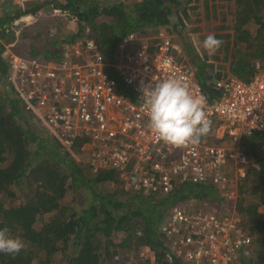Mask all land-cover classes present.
Returning a JSON list of instances; mask_svg holds the SVG:
<instances>
[{"label":"trees","instance_id":"obj_1","mask_svg":"<svg viewBox=\"0 0 264 264\" xmlns=\"http://www.w3.org/2000/svg\"><path fill=\"white\" fill-rule=\"evenodd\" d=\"M211 1L46 0L19 8L12 6L10 0H0V84L8 72L5 47L24 54L25 48L19 44L30 38L23 25L26 22H19L14 27L12 21L26 13L34 14L47 4L51 13L57 9L62 17L75 20L79 25L77 33L69 35L62 44L75 41L82 27L88 26L89 36L112 61L121 35L131 31L140 34L149 30L157 32L169 26L181 35L192 19L195 7ZM219 1L211 3L212 11L216 6H225L222 0ZM232 1L229 11H221L224 16L234 17V22L230 23L232 33L223 30L214 35L222 41L224 59L210 60L207 53L192 59L200 74L202 91L209 101L219 96L216 80L230 74L249 80L255 71L254 62L264 60V0ZM195 20L200 21L199 18ZM251 23L256 25L253 31L245 27ZM216 27L222 30L225 26L221 23ZM28 46L30 56L44 59L61 56V49L51 52L45 40L38 51L30 42ZM106 70L123 94L131 93L112 67ZM23 108V100L10 96L0 87V229L7 227L10 236L24 243L17 255L0 253V264H104L114 257L120 259L119 254H137L143 247L152 252L153 259L137 264H186L175 256L170 261L167 259L168 249L159 227L175 205L203 198L211 202L223 200L214 187L179 183L166 196L156 197L133 186L127 187L114 171L92 173L89 165L82 167L73 156L83 144L82 139L78 138L71 147H66L61 138L48 129L50 137L41 135L36 127L29 125L30 117ZM260 131L241 140L250 163L245 176L238 180L236 208L248 224V234L253 239L243 264H264V158L254 152L257 138L264 134ZM114 179L119 189H101V183ZM23 180L29 192L15 204L18 196L12 188ZM248 194L257 200L249 202ZM118 234H121L120 239H117Z\"/></svg>","mask_w":264,"mask_h":264},{"label":"built area","instance_id":"obj_2","mask_svg":"<svg viewBox=\"0 0 264 264\" xmlns=\"http://www.w3.org/2000/svg\"><path fill=\"white\" fill-rule=\"evenodd\" d=\"M43 1L10 3L23 8ZM89 30L82 27L75 41L64 43L59 59L5 47V81L23 100V109L41 114L49 132L66 147L82 139V145L90 148L92 173L114 171L129 187L153 196L163 197L179 183H192L210 185L232 199L250 163L241 140L264 127V60L254 62L249 80L232 75L216 80L219 96L209 101L193 67L174 58L173 52L179 50L165 28L121 35L112 61ZM107 67L113 68L130 94L119 90ZM169 78L180 79L194 95L204 96V110L218 143L210 134L181 148L154 139L140 89ZM159 228L167 259L175 256L186 264H243L253 241L237 214H217L188 202L172 207Z\"/></svg>","mask_w":264,"mask_h":264},{"label":"rangeland","instance_id":"obj_3","mask_svg":"<svg viewBox=\"0 0 264 264\" xmlns=\"http://www.w3.org/2000/svg\"><path fill=\"white\" fill-rule=\"evenodd\" d=\"M105 1V0H103ZM128 1H132V0H128ZM218 2H221L219 0H212L211 3L216 4ZM233 1L232 0H222V3L225 4V6L223 7H215L216 9H211V3L209 2V4L204 5L203 2L201 6H196L195 11L193 12V17L191 19V21L188 23V25L186 26V28L183 30L182 34L179 35L177 34V32L175 30H173L171 28V26L166 27L165 29L168 31V33L173 37V41L174 43L177 45L178 47V51L173 52V56L174 58L179 61V62H185L187 64H189L190 66L193 67L194 69V74L199 82V76L200 74L197 73L195 67L192 64V59L195 58V56H203L206 53L209 55L208 58L210 60L213 61H217L216 58L219 59H224V49H222V46H220V50L218 52V50L214 53V54H209L204 48H203V41L204 39L212 34H218V33H222L223 30H227L229 33H232V28L230 23L234 22V17H232L231 15H226L224 16L223 12L221 13V11H224L225 13L227 11H229L231 9V3ZM217 13V14H215ZM264 15V11L262 12ZM215 14V17L213 16ZM51 16V15H50ZM195 18H199L200 21H196ZM37 20V19H36ZM224 20V21H222ZM45 21V20H44ZM175 20L173 19V22ZM13 22V21H12ZM34 22L35 20L31 21V22H26L23 25L26 27H33L34 26ZM52 23V22H51ZM223 23V25L225 26L224 29L222 30H217L218 28L216 27L217 25ZM22 25V26H23ZM40 26H38V31L37 29H27V34H29L30 38L23 40L20 42L19 46L21 48H25V53L24 55H28L27 51L29 49V42L30 44L38 51L40 49V44H43V41L45 40V43L47 45V47H49L51 52H58L59 49H62L60 52L63 51L64 46H62V37L64 35H66V32L61 31L60 34L58 35L57 33L55 34V32H53L54 30H51V27L49 28L47 25L48 24H40ZM15 27V25H13ZM37 26V24H35L34 28ZM20 27V25H19ZM223 26H220V28H222ZM245 27H248L250 31H253L256 28V25H254L253 23L250 24V26H248V24H246ZM45 28L50 29L49 31L47 30V32H45ZM32 32H37L39 33V35H35L33 39H31V36H33L34 34H32ZM54 35V36H53ZM56 35V36H55ZM71 35V34H70ZM58 36V38H57ZM46 38V39H45ZM223 40H225V38H223ZM61 44V46L59 45ZM241 47H245L244 44H241ZM232 48H230V52ZM196 56V57H197ZM42 58L41 56H37V58ZM215 57V58H214ZM226 61V60H225ZM199 74V75H198ZM228 74V73H227ZM231 75V74H230ZM1 89L5 90L6 92H8V94L10 96L13 97H17L16 92L13 90L11 91L8 83H6V81L4 80L3 83L0 84ZM24 113L26 115H28L30 117L29 119V125L31 127H36L37 131L41 134V135H46L47 137H50V135L47 133V125L44 123V117H42L41 114H39L38 112H28L24 110ZM36 116L39 119H34L33 117ZM30 120H34L35 123H32ZM210 131V136L212 138H214V140H217L218 138L216 137L217 131L216 130H209ZM261 133H264V127L261 129L260 131ZM218 141V140H217ZM221 142L222 139H220ZM258 141V145H255L256 148L254 150L255 153H259L261 155V157L264 158V134H262L260 137L257 138ZM249 144V143H248ZM71 147V146H70ZM243 149V148H242ZM74 159L77 163H79V165H81L82 167H86L88 166L89 163V157H90V148L88 145H81L79 147V150L74 151ZM95 175V174H94ZM121 181H123V183L129 187V184L126 183L124 180L121 179ZM238 184V182H237ZM101 189H104L105 191H111V190H115V189H119L118 186V182L116 179L114 180H109V181H105L103 183L100 184ZM15 192L16 195L18 197H16L17 199L14 201L15 204L19 203V198L22 197L23 194L28 193L29 189L28 186L26 185L25 180H23V182L18 185V186H14L12 188ZM219 193V192H218ZM220 195V193H219ZM156 197H160V196H156ZM236 197H237V189L234 192V197L232 199H223V200H214V202H211L209 199H197V200H192V201H188L189 206H197V208H206L209 209L210 211H213L217 214H227V213H235L237 214V216L240 218V223L244 229V231L247 233H249V230L247 228V223L246 221L240 216L238 215L239 213L237 212V208H236ZM247 200L249 202L251 201H256V197L248 194L247 195ZM12 202V200L10 202H8V205H10V203ZM80 201H77V203L79 204ZM248 202V203H249ZM186 203V202H185ZM188 205V204H187ZM258 211L262 212V208L258 207L257 208ZM120 235H117V239H120ZM119 254V253H118ZM120 257V259H117V257L111 258L109 260H107L104 264H137L140 261L141 262H146L147 259L152 261L153 259V255L152 252L148 249V248H141L140 251L137 254H128L126 256L125 255H118ZM126 256V257H125ZM146 259V260H145ZM151 263V262H150Z\"/></svg>","mask_w":264,"mask_h":264},{"label":"clouds","instance_id":"obj_4","mask_svg":"<svg viewBox=\"0 0 264 264\" xmlns=\"http://www.w3.org/2000/svg\"><path fill=\"white\" fill-rule=\"evenodd\" d=\"M221 44V40L210 34L204 39L203 48L211 55ZM140 91L148 116L147 126L155 140L181 148L199 143L209 132L211 121L204 110V96L194 95L180 79L150 82L142 85ZM23 248V241L10 236L7 227L0 229V253L17 255Z\"/></svg>","mask_w":264,"mask_h":264},{"label":"crops","instance_id":"obj_5","mask_svg":"<svg viewBox=\"0 0 264 264\" xmlns=\"http://www.w3.org/2000/svg\"><path fill=\"white\" fill-rule=\"evenodd\" d=\"M61 1H63V0H61ZM49 7H50L49 4L45 5L42 8V10H38V11H36V13H34L36 15L35 18L30 19L29 21H26V22H31V21L35 20L34 26H35V24H37V26L35 28H34V26L33 27H25V28L26 29H37V32H39L38 31V28H39L38 26H40L39 23L40 24H44V26H45V24H48L47 26L49 28L51 27V30L53 29L54 30L53 32H55V34L57 33L59 35L61 31H64V32L67 31L66 32V35H64L62 37V39H60L62 41H64L65 38L69 37L70 34H74L76 31H78L79 25H78L77 21H75V20H68L67 18L62 17L58 13V10L57 9L56 10L54 9V11L51 13ZM15 26H17V24ZM163 28H165V27H163ZM44 30H45V32H47V30L49 31L50 29L45 28ZM37 32L36 33L35 32H32V34H34L32 38H35L34 36L36 34H38ZM57 38H58V36H57Z\"/></svg>","mask_w":264,"mask_h":264},{"label":"water","instance_id":"obj_6","mask_svg":"<svg viewBox=\"0 0 264 264\" xmlns=\"http://www.w3.org/2000/svg\"><path fill=\"white\" fill-rule=\"evenodd\" d=\"M35 14L32 13H26L24 15L19 16L17 19L13 21V25L18 24L19 22H26L29 21L30 19L35 18Z\"/></svg>","mask_w":264,"mask_h":264}]
</instances>
